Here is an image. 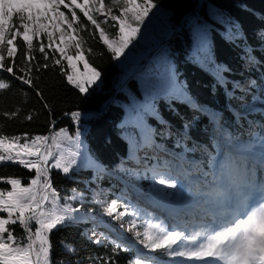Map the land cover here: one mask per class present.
I'll list each match as a JSON object with an SVG mask.
<instances>
[{"label":"trees","instance_id":"1","mask_svg":"<svg viewBox=\"0 0 264 264\" xmlns=\"http://www.w3.org/2000/svg\"><path fill=\"white\" fill-rule=\"evenodd\" d=\"M154 2L158 7L152 13L164 14V21L153 25L149 16L141 26L140 34L118 60L112 59L107 46L99 42L98 32L96 38H90L85 32L73 33L76 39L84 37L83 59L101 73L100 80L88 93H81L74 85L68 84L62 72V66L68 70L66 60L55 65L50 58L47 68L37 71L33 67L27 73L26 78L33 80L41 95L0 71V81L10 85L8 89H0L2 134L9 137H23L25 134L29 137L51 136L60 129H66L75 138L79 131L87 156L106 171H114L120 160L139 144L135 126L120 127L124 117L133 119L143 115L158 144L174 150L177 149L175 145L182 147L186 150L188 163H198L208 171L209 159L220 150V136L205 115L190 113V108L175 98L156 95L153 85L160 73L166 80L175 79L198 108L215 114L231 144L247 149L248 145L258 142L264 134V40L261 39V33H264V0H206L202 9L191 14L175 37L156 53L153 62L112 98L130 67L134 64L141 66L203 0ZM61 10L70 18L67 9L61 6ZM76 11L83 19L82 13L78 9ZM115 31L107 29L108 33ZM40 42L48 43L44 36L34 38V65L45 63L38 51ZM45 50L51 57L52 50L47 47ZM20 51L17 47V54ZM24 51H27L26 46ZM69 54L74 55L75 50L70 49ZM4 55L7 56L6 51ZM55 55L60 58L59 53ZM83 70L82 65L77 69ZM13 112L15 116H11ZM86 112L101 115L92 119L79 116L78 121L73 116L64 118ZM165 130L166 137L163 134ZM58 140L65 154L68 149H74L75 144L71 141ZM48 143L51 144V140ZM34 174V170L18 164L0 163V178H18L25 184ZM50 174L53 186L61 196L72 195L71 189H76L84 194L85 206L94 210L98 208L92 203V190L109 186L105 178H96L93 172L81 167L68 175L57 169ZM0 187L9 186L0 183ZM116 198L111 193L103 196L105 202ZM73 206L79 207V202H74ZM12 228L18 239L24 236V229L19 224ZM90 228L89 223L77 222L53 230L50 233L51 264H60L61 261L76 264L77 260L91 264L90 258L109 256L115 264H128L135 253L132 249L121 244L122 250L113 253L111 242L115 239L111 237L102 244L92 243L85 237V231ZM61 242L72 244L75 253L66 251ZM154 257L155 264L177 263L155 254Z\"/></svg>","mask_w":264,"mask_h":264},{"label":"snow or ice","instance_id":"2","mask_svg":"<svg viewBox=\"0 0 264 264\" xmlns=\"http://www.w3.org/2000/svg\"><path fill=\"white\" fill-rule=\"evenodd\" d=\"M61 6L67 9L70 18ZM157 7L154 0H108V3L105 0H0V71L41 95L33 80L26 78L27 73L33 67L37 71L47 68L50 58L55 65L66 60L68 70L62 66V72L68 84L81 93H88L100 80L101 73L83 60L84 37L76 39L73 33L85 32L90 38H96L98 32L99 42L107 46L112 59L118 60ZM109 28L116 31L108 33ZM41 36L48 41L47 45L43 42L38 45L45 63L34 65L33 40ZM261 39L264 40V33H261ZM25 46L27 51H24ZM17 47L21 49L19 54ZM46 47L52 50L51 57ZM70 49H75L74 55L69 54ZM56 53H59V59ZM74 61H83L84 70L77 71ZM9 86L0 81V89ZM153 86L163 89L166 84L157 81ZM15 115V112L11 113V116ZM79 116V113H73V119L77 121ZM80 136L79 131L73 138L66 129H60L51 136L9 137L0 130V163L11 162L35 173L25 184L18 178H0V183L9 186L0 187V214H6L0 215V264H51L50 233L53 230L80 221L102 224L104 217L120 222L121 229L133 233L131 239L144 252L178 264H264V171L257 177V165L264 170V134L246 149L256 163L252 159L239 161L230 151L222 159L210 158L208 171L201 172L202 183L195 192L189 189L187 201L181 197L184 179L173 174L168 162L162 166L158 162L150 170L154 185L159 186L154 191L163 197H179L178 209L199 221L191 226V230L187 222L175 226H169L163 220L153 222L151 213H145V219L138 225L142 210L130 203H122L123 192L110 202L97 199L100 193L94 194L92 203L103 205L96 210L85 206L84 194L76 189H71L72 195L61 196L53 186L50 173L57 169L68 175L85 163L88 158L81 159L84 153ZM58 138L71 141L75 149L70 148L65 154ZM144 147L150 145L145 143ZM118 171L123 172L121 179L140 178V173L135 170L118 168ZM164 189L174 191L169 193ZM74 202H79V207H74ZM17 224L24 229V236L19 239L12 228ZM90 233L88 239L95 244L109 239L104 233L98 234L95 226ZM61 243L66 251L75 253L72 244ZM111 243L113 253L122 250L120 242L113 240ZM90 260L91 264H115L111 256ZM60 264L71 262L61 261ZM76 264H82V261L77 260ZM128 264H155V261L151 256L133 253Z\"/></svg>","mask_w":264,"mask_h":264},{"label":"rangeland","instance_id":"3","mask_svg":"<svg viewBox=\"0 0 264 264\" xmlns=\"http://www.w3.org/2000/svg\"><path fill=\"white\" fill-rule=\"evenodd\" d=\"M164 14H158V13H150L149 14V16H150V18L152 19V22H153V25H156L158 22H162V21H164L163 20V18H164V16H163ZM163 17V18H162ZM159 26V25H158ZM51 30V29H50ZM75 50V49H74ZM80 62L81 61H74V63H76L77 64V69L79 68V66L81 65L80 64ZM83 62V61H82ZM152 63V62H151ZM136 64H134V65H132V66H135ZM83 66V65H82ZM160 77V76H159ZM161 78V77H160ZM170 87H176L177 88V85H175L174 83L172 84H170ZM160 92V94H159V96H165L166 94H170L171 92L169 91V90H166L165 88H163V89H161V91H159ZM158 95V94H157ZM192 107H193V110H192V113H194V114H198L199 112L197 111V109H195V107L192 105ZM131 125H133V123H132V121L129 119V118H124V120L122 121V123H121V125H120V127L121 128H126V127H129V126H131ZM164 137H166L167 136V130H165L164 131ZM142 142L145 144V143H149L150 145L151 144H154V146H155V141L153 140V138H152V136H151V130L148 128V129H146V132H145V135H143L142 136ZM226 146L224 147L225 149H224V154L226 153V152H231L232 154H235V155H237V154H240L242 151H243V148H241L240 146L239 147H237V146H232L229 142H227L226 144H225ZM175 147H178L177 145L175 146ZM143 148L144 149H142V154H141V156H145V152H146V149L145 148H148V147H144L143 146ZM85 146L84 145H82V151H85ZM158 149H162V145H160V147L158 148ZM169 153V152H168ZM247 154H249V153H247ZM169 155H171V157H174V158H177L178 160H179V162H178V164H177V166H176V169H178V171L180 172L179 174H180V177L182 178V179H184V191H185V186H186V181L188 180V178H193V177H191L190 175H188L185 171L186 170H184V166L183 165H181V162H182V164H183V162L185 161V150L184 149H182L181 148V150H179V151H177V152H174V151H170V153H169ZM238 156V155H237ZM127 163V160H125L123 163H121V164H126ZM129 164V163H128ZM118 168H120V169H122L121 168V166H117L116 167V169H115V171H116V174H115V172L114 173H112L110 176H111V180H113L115 183H116V181H118V180H121V181H123V183H125L126 185H129L132 189L134 188V189H137V193H138V195H140V196H143V197H145L146 195L148 196V195H154V196H157V192L156 191H154V189L155 188H158L159 186L158 185H155L156 187H154L153 189L152 188H148V189H143L142 187H141V184L139 183V178H137V179H132V180H128V179H121V177H122V175H123V172H119L118 171ZM140 169H142V173H144L145 172V168L142 166ZM186 178V179H185ZM189 181H192V179L191 180H189ZM117 184V183H116ZM154 186V185H153ZM152 186V187H153ZM127 189V187H125L124 186V190H126ZM97 190V188L96 189H93L92 190V192H93V195L94 194H96V193H98V192H95ZM164 191H166V192H169V193H171V192H173L174 190H172V189H164ZM184 191H183V193H181V197H183V195H184ZM122 193V192H121ZM121 193H119V194H121ZM102 196H104V195H102V194H100L98 197H97V199H99V200H104L103 199V197ZM131 196H132V194H131ZM92 198H93V196H92ZM174 199H175V201H177L178 199H179V197H173ZM130 199V198H129ZM128 199V201H127V203H130L131 205H133V206H135L136 208H138V209H143L144 211H145V213H151L152 214V219H153V222H157L156 220H154V218H156V216L151 212V209H150V207H148V206H141L140 204H138V203H136V202H134L133 200H129ZM105 201V200H104ZM159 201H165V197H163L162 196V198L159 200ZM172 204H174L175 205V202H173ZM93 205H95V204H93ZM98 209H100V208H102L103 207V205H95ZM129 211H131L132 209L131 208H129L128 209ZM104 219V221H105V223H103L104 224V226H105V228H107V229H110L111 231H112V235H113V237H115V239H117L120 243H122V244H124V245H127L128 247H130L131 249H133L135 252H136V254L138 255V256H143V257H147V256H151V258L152 259H154V254H149V253H146V252H144L143 250H142V248H141V246H139L138 244H136L135 243V241H133L132 239H131V237H132V235H133V233H129V232H127V231H125L124 229H121L120 228V230L118 229V225H120V222H118V221H115V220H110L109 218H107V217H104L103 218ZM145 219V215L144 214H142L141 215V217L137 220V224L139 225V224H141L142 222H143V220ZM97 222H99V221H97ZM127 226V225H126ZM103 229V231H106L104 228H102ZM110 230H108V232H110ZM98 234L99 233H102L101 231H96ZM121 232V233H120ZM123 232V233H122ZM87 234V235H86ZM91 233H90V231L89 230H86L85 231V237H87L88 238V235H90ZM122 234H127L126 235V237H123V235ZM91 241V240H90ZM92 242V241H91Z\"/></svg>","mask_w":264,"mask_h":264},{"label":"water","instance_id":"4","mask_svg":"<svg viewBox=\"0 0 264 264\" xmlns=\"http://www.w3.org/2000/svg\"><path fill=\"white\" fill-rule=\"evenodd\" d=\"M206 2V0H203V2L201 4L198 5V7L190 14H188L184 20L182 21V23L175 29L173 30L170 35L160 44L158 45L149 55L148 57L146 58V60L144 61V63L139 66V65H135V66H132L129 70H128V73H127V76L125 78H123V80L120 82V84L117 86L112 98L117 95L119 93V91L122 89V87L127 83L129 82L134 76L140 74L143 72V70H145L148 66L149 63L153 62V58L154 56L156 55V53L165 45H167L176 35V33L178 32L179 28L185 23V21L188 19V17L191 15V14H194V13H197L199 12L202 7H203V4ZM111 98V99H112ZM111 99L109 100V102L107 103V105L105 106L103 112H105V110L107 109V107L109 106L110 102H111ZM80 114V117H86L87 119H92V118H95V117H98L100 116L101 114H98V113H95V112H86V113H79ZM73 114L71 115H68L64 118H68V117H72ZM50 177H51V174H50Z\"/></svg>","mask_w":264,"mask_h":264},{"label":"bare ground","instance_id":"5","mask_svg":"<svg viewBox=\"0 0 264 264\" xmlns=\"http://www.w3.org/2000/svg\"><path fill=\"white\" fill-rule=\"evenodd\" d=\"M83 60H84V59H83ZM81 63H83V62L81 61L80 64H81ZM169 162H170L171 167L174 168V169H176V166H177L179 160H178L177 158L170 157V158H169ZM181 165H183L182 162H181ZM127 168H129V167H127ZM176 170H178V169H176ZM161 198H162V196H161L159 193H157V196H154V195H153V196L145 197V198H137V200H138L142 205L150 207L151 212H153V213H155V214H158V215H159V214L161 215V213L164 214V213L166 212V209L162 206L161 202L159 201ZM166 203H168V202H166ZM183 212H184V211H183ZM171 213H172V214H177L176 212H171ZM157 217H158V216H157ZM125 219H127V217H126ZM198 223H199L198 220H193V219H192V223H191V225H195V224H198ZM188 224H189V222H188ZM117 227H118V229L120 230V226L118 225ZM189 230H191V227H190ZM120 233H121V232H120ZM122 233H123V232H122ZM122 235H123V237H126L127 234H122Z\"/></svg>","mask_w":264,"mask_h":264}]
</instances>
